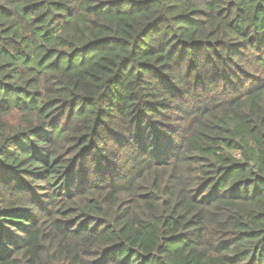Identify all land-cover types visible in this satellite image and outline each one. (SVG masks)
<instances>
[{"label":"trees","instance_id":"16d2710c","mask_svg":"<svg viewBox=\"0 0 264 264\" xmlns=\"http://www.w3.org/2000/svg\"><path fill=\"white\" fill-rule=\"evenodd\" d=\"M0 264H264V0H0Z\"/></svg>","mask_w":264,"mask_h":264}]
</instances>
